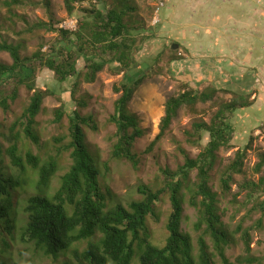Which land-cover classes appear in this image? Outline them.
Listing matches in <instances>:
<instances>
[{"label": "trees", "instance_id": "16d2710c", "mask_svg": "<svg viewBox=\"0 0 264 264\" xmlns=\"http://www.w3.org/2000/svg\"><path fill=\"white\" fill-rule=\"evenodd\" d=\"M152 1H163L170 4L169 7L173 5L171 0ZM81 2L83 0H64L68 18L73 17L75 5ZM95 2L90 9L79 10L84 18L77 20L75 31H69L58 27V22L52 19L49 0H41L48 12L49 22H39L32 28L56 35L47 53L42 52L40 46L30 57H22L19 45L0 43V52L7 53L11 59L9 65L0 64V108L8 111L9 104L16 100L18 87L24 86L31 92L29 104L21 116L6 128V134L0 132V136L7 143L4 155L8 159V168L16 171V175L7 173L2 166L3 156L0 150V264H8L5 256H9V242L15 241L31 246L36 255L47 259L56 260L70 254L77 264H216L204 236L210 237L215 255L221 264H231L225 256V250L234 243V238L221 222L217 208L218 195L210 185V173L215 167L217 153L232 148L231 142L236 128L231 119L236 113L245 114L248 117V126L251 127L256 119L243 110L253 107L259 96L264 103V92L261 94L257 88H253V74L248 75L250 68L244 72L245 69L240 66V69L231 72L234 69L229 70L222 62L223 57L220 61L223 66L221 75L211 78L212 73L208 74L213 83L203 90H197L182 82L177 94L166 100L158 133L148 150L166 135L179 111L199 115L198 105L209 103L217 109L209 121L196 120L191 124L190 130L185 132L187 143L200 148L199 153L195 158H190L178 144L177 150L183 162L174 171L168 168L159 170V188L151 190L138 186L140 200L132 201L127 206L120 203L108 205L114 196L109 191L104 192L99 184L100 177L108 171L107 163H103L102 172L85 144L84 129L96 132L97 125L91 116L80 114L79 109L85 108L86 103L73 99L74 90L80 79L87 84L94 83L96 76L105 68L112 76L122 75V80L112 86V91L118 98L114 102L113 114L108 119L116 128L111 159L126 161L136 170L138 157L133 152V147L136 140L142 137L143 131L137 117L129 112L128 106L136 91L149 77L146 69H138L136 56L143 43L151 39L153 34L138 22L127 20L137 9L132 5L133 0ZM16 4H19V0L6 1L7 7ZM261 13L264 16V10ZM240 44V48L244 49L245 43L242 41ZM179 48H182L179 42H174L167 49L171 54L168 64L184 61V57L177 55ZM160 53L163 55V49ZM190 58L196 61L192 54ZM78 61L83 62L84 72L77 69ZM203 64L205 65L204 61ZM210 67L212 72L213 64ZM41 70L51 72L58 85L75 78L70 92L75 109L67 114L60 96H57L56 99L61 105L53 112L55 124L60 123L64 116L67 118L70 140L63 150L69 151L71 160L53 193H50V187L52 179L60 169L61 150L45 158L33 155L30 151L21 155L19 150L21 133L31 144L42 147L34 130L36 117L40 113L43 100L54 96V92L37 88L36 76ZM223 82L228 85L227 88H221ZM218 94L228 95L229 98L216 101ZM258 121L259 125L252 132L258 131L259 135H249L245 147L237 149L233 161L220 175L219 182L223 193L230 191L234 175L243 174L246 151L251 148L253 141L257 137L264 139V121ZM205 138L206 142L203 144ZM263 167L264 152H260L253 171L258 174ZM193 171L195 181L190 182ZM28 172L35 175L34 181L31 182V178L26 177ZM28 185L33 186L31 195L27 194L22 200L14 196L23 186ZM240 189L247 191L246 198L249 200L255 198L254 207L261 214L257 223V227H260L264 219V177H259L257 182H244ZM183 190L190 194L189 205L198 212L196 229H202L196 242V257L193 255L191 237L181 229ZM164 194H167L170 204L165 225L167 237L162 246H156L150 241L147 220H158L157 206ZM19 207H22L25 215L23 224H20L16 215ZM249 232V229L241 230L240 227L235 231L241 233L240 239L247 254L250 252ZM96 235L100 237L98 241H93ZM82 242L85 247L79 251L78 246ZM25 264L30 262L26 261ZM235 264L263 263L257 258L238 257Z\"/></svg>", "mask_w": 264, "mask_h": 264}, {"label": "rangeland", "instance_id": "374dc122", "mask_svg": "<svg viewBox=\"0 0 264 264\" xmlns=\"http://www.w3.org/2000/svg\"><path fill=\"white\" fill-rule=\"evenodd\" d=\"M6 1L0 0V43H7L13 45H19L21 47L20 55L22 57H30L36 52L40 46H42V52L47 53L50 45L55 41L56 35L48 33L44 30L33 29L32 26L39 23H48V12L43 7L41 0H19V4L7 7ZM173 3L172 11H168L169 5L163 1L152 0H133L132 5L135 6L136 12L130 14L127 20L131 22H138L143 26L145 30H149L153 37L146 40L141 51L136 56V63L138 69L149 72V77L145 83L136 91L131 100L128 109L129 112L135 115L138 119L139 127L143 131L141 138L137 139L134 143L133 152L138 157V166L136 170H133L131 165L126 161H119L111 159L112 144L115 139L114 134L116 128L113 124L108 122L109 117L113 114L114 102L118 98V95L112 91L113 84L119 83L122 79V75L112 76L106 68L96 76V80L92 84H87L80 79L78 86L74 90L73 99L78 101H84L86 107L79 109L82 116H91L97 125V131L91 132L87 128L84 129L85 144L88 152L94 157L98 165L103 172V163H107L108 171L99 179V184L102 190L109 191L114 197L108 202V205L113 206L114 203H120L127 206L132 201H138L141 196L137 193L138 186H145L151 190H156L161 186V177L159 174L160 169L168 168L172 171L182 164L183 159L181 154L177 150V146L185 151L190 158H195L200 151V148L187 143L185 132L189 131L191 124L196 120H203L208 122L211 115L217 110L216 107L211 105H198L200 110L199 115H191L184 110L179 111L178 116L172 122L169 131L166 135L155 144L150 150H148L150 143L153 141L158 133V125L160 119L164 113V104L166 100L175 94H177L178 88L182 82L187 83L190 87L197 90H203L206 86L213 83L212 79L208 77V73H211V62L208 65L206 55H203L200 59L192 60L190 54L195 57L193 51L194 48L186 46L182 43L183 38L195 39L196 41L204 39L203 34L206 29L202 26L204 22H210V33L206 41L218 39L220 37L219 50L228 46V42L225 35L229 33L230 39L234 38V35L240 36V32H244L247 35H252L256 29L248 25L246 29L245 24L242 26L237 24L231 26L227 21V17H234L236 20L244 18L245 14L250 13L252 19L256 17V14L261 13L264 10V0H248L245 6H236L231 1H220V4L216 5V8H211L208 4V0H171ZM222 2V3H221ZM96 3L95 0H83V2L75 5V12L73 17L68 18L64 8V0H49L50 14L52 19L58 22V27L64 24V22L74 21L75 29L78 19L84 18L79 12L81 9H90L91 5ZM159 4H163V7L158 8ZM258 4V5H257ZM172 6V5H171ZM202 9L201 7H205ZM99 8L101 6L98 5ZM194 8V9H193ZM262 9V11L260 10ZM199 14L196 17V21L192 20L191 13L195 11ZM212 14H209L210 12ZM230 12V14L228 13ZM256 13V14H255ZM219 15L215 20H211L212 16ZM230 15V16H228ZM261 16V15H260ZM257 18V26L260 28L264 24V16ZM185 18V20H184ZM248 18V17H247ZM191 19L190 23L187 21ZM248 22V21H247ZM201 23V25H200ZM216 27H215V25ZM192 25L191 27H189ZM234 27V28H233ZM195 28V29H194ZM240 28V29H239ZM257 28V29H258ZM196 30L198 34L194 38L193 31ZM75 31V30H74ZM185 31L187 34H185ZM209 31V30H208ZM230 31L233 33H230ZM199 33L200 36H199ZM239 34V35H238ZM242 35V34H241ZM149 36V35H148ZM251 42L247 43V46L242 49L247 53L248 50L258 51L261 54V59L264 60V44L256 46V42L252 43L253 37L248 38ZM195 40H193L195 42ZM235 40H231L232 43ZM174 42H179L182 48L177 49V55L184 57V61L177 64H168V58L171 54L167 52V49ZM203 45L205 41H203ZM224 44V45H223ZM237 44H240L237 41ZM198 45V42L195 43ZM206 47V46H205ZM240 47L241 44H240ZM164 53L161 55V50ZM166 49V50H164ZM185 49L187 52H185ZM236 50V49H235ZM190 53V54H189ZM233 53L239 55L237 51L232 52L228 50H222L216 53L217 56H225ZM205 62V65L203 64ZM217 62L218 58H217ZM180 63V64H179ZM0 64H11V59L7 53L0 52ZM218 67L213 66V70ZM219 67L218 69H220ZM250 68L249 76L253 74L256 80L253 82L254 87L257 88L259 93L264 92V80L258 76L257 72H254L251 67L243 66L246 72ZM77 69L80 72H84L83 62L78 61ZM240 72V71H239ZM36 86L37 88H43L54 92V96L47 97L43 100L40 113L36 117L35 132L38 135L41 148L36 147L27 141L20 130L21 138L19 140V150L21 155H24L27 151H30L33 155L45 158L49 155H55L58 150H61L60 154V169L54 176L51 182L50 193H53L59 185L61 176L70 166L71 160L69 157V151L63 150L69 143L68 136V121L64 116L60 123H54V110L58 108L61 103L56 99L60 96L67 114L75 109V105L71 99L72 85L75 83V78L69 79L65 84L58 85L51 72L41 70L37 74ZM215 78V77H214ZM219 82V81H216ZM221 82V81H220ZM224 83V82H223ZM227 84L221 85V88H227ZM61 87V88H60ZM253 87V88H254ZM31 92H28L24 86L17 88L16 100L9 104L8 111H3L0 108V125L1 133L6 134V128L17 120L24 109L29 104ZM228 95L218 94L217 100L228 99ZM244 113L248 112L250 116L255 119H262L264 121V103L261 99L251 107L250 109L243 110ZM248 117L242 113H236L231 121L236 128L232 137V148L228 150H220L217 153V161L215 167L210 173V185L218 195V213L221 217L225 229L230 232L234 238L232 243L225 250V256L229 263L235 264V260L238 257H252L257 258L264 264V219L261 221L260 227H257V223L261 218V214L255 209V198H246L247 191L241 190V185L244 182L252 181L257 182L259 177H264V167L261 172L256 174L253 171L255 164L258 161V154L264 152V139L257 137L251 145V148L246 151V156L243 161V174L234 175L233 181L230 184V191L223 193L220 188V175L225 168L233 161L235 152L237 149H243L247 144L249 135L252 133L254 137L259 135L258 131L252 132L259 125L255 121L251 127L248 126ZM3 127V128H2ZM206 142V138L203 144ZM7 147V143L0 136V150L3 156L2 166L7 170L9 175H16L14 171L9 167L8 159L4 155V150ZM31 178V182L36 179L35 175L28 172L27 176ZM195 181V172L190 174V182ZM33 192V186H23L18 193L14 196L22 200L26 198V195H31ZM183 218L181 223V229L183 233L188 234L192 240L193 255L197 256V239L202 234V229H196V223L199 220L198 212L196 209L189 205L190 194L183 190ZM262 198L260 197V200ZM21 203L23 201H20ZM170 212V204L167 194L161 196V201L157 206L158 220H147V228L150 232V241L156 246H162L167 233L165 225L168 214ZM17 219L20 224L25 221V215L22 212V207L17 209ZM240 227L241 230L249 229L250 235V252L247 254L244 250V245L240 239L241 233H235L236 229ZM99 235H96L93 241H98ZM206 244L209 247V251L214 255V261L216 264H221L218 257L213 250L212 241L209 236H204ZM85 243L82 242L78 246L79 251L83 250ZM9 256H5L8 264H25L29 261L30 264H77L75 259L68 254L66 257H59L56 260L47 259L40 255H36L33 248L28 245H23L19 241L9 242V248L7 249Z\"/></svg>", "mask_w": 264, "mask_h": 264}, {"label": "crops", "instance_id": "0c3cea01", "mask_svg": "<svg viewBox=\"0 0 264 264\" xmlns=\"http://www.w3.org/2000/svg\"><path fill=\"white\" fill-rule=\"evenodd\" d=\"M220 1L223 2L224 0H208V4L211 5V8H216L217 7L216 5L220 4ZM226 1H231L230 5H231V3H235L236 6H239V5H242V4H243L242 6H245V4H247V2H248V0H226ZM196 2L199 3V1H197V0H196ZM172 7H173V5L170 6L169 9H168V11H170V13L172 11ZM201 8L202 9H206V6L205 7H201ZM212 13L213 12L211 11L209 14H212ZM228 13L230 14V12H228ZM199 15H202V14H199V12L197 13L196 10H195V11H193V13H191V17L190 18L192 20L196 21V17L199 16ZM262 15L263 14H256L255 15L256 17H254L252 19L251 17H253V15L251 16L250 13H247V15L245 14L244 18L240 19V16H239V19H237V20L233 16L231 17L230 15H228L230 17H227V21H228V23L231 24V26H235L237 24V22H238L239 26H242L243 24L246 23L245 24L246 29H248V25H249V26H251L252 28H254L256 30L253 31L252 32L253 34L250 35V36L243 35V34H247V33L240 32L239 33L240 36L234 35L233 36L234 38H231V39H230V36H229L230 34L227 33V35H225L226 39L223 40V41L228 42L230 44H228V46L225 45V48H221V50H222V52H224V50L225 51L226 50H228V51L230 50L232 52L237 51V53H239L238 56L235 55L234 53H233V55L229 54V55L223 56L224 59L222 60V62L227 67L230 68L229 70L234 69V70H231V72L235 71V69H237V68L240 69V66H247V67H251L252 70H254V72H257L258 73L257 75L260 76L261 79L264 80V60L260 58L261 54L258 51H254V50H248L247 53H245V52L242 51L240 46H237V41H239L240 43L243 41L245 43V46H247V43L251 42L248 39L249 37H253L254 38V40L252 41L253 45L256 42H259V43H256V46L263 44L262 42L264 41V24L260 28H258L259 26H257V18L259 16L262 18ZM218 16L219 15H217V17ZM217 17H216V15H214V16H212L211 20L212 19L215 20V18H217ZM191 19H189L187 21V23H190ZM184 20H185V18H184ZM200 25H201V23H200ZM191 26L192 25H190L189 27H191ZM202 26L206 29V32L202 33L204 39L202 38V39L196 41L195 39H192V38H190L189 40L187 38H183V40H180V41H183L182 43L187 44L186 46H188L190 48L191 47L194 48L195 51H193V52L195 53V58L196 59H200L202 61L203 59L201 57L203 55H206V56L209 57V58H207L208 64H210V62H211L214 67H218V68L219 67H223V66L220 65V61L222 59L221 56H217L216 55V53H219L221 51V50H219V47H221V45H219V41L221 40L220 37L218 36V39L206 41L205 39H207L208 36L211 35V33H210L211 23L209 21L208 22H204V24H202ZM215 27H216V25H215ZM235 29H237L236 26L234 28V31H235ZM193 33H194V38H195L198 34L196 33V30H194ZM230 33H233V31L232 32L230 31ZM185 34H187L186 31H185ZM200 34L201 33H199V36H200ZM232 39L235 40L234 41L235 43L231 42ZM193 40H195V42ZM203 41H205L206 45H203L204 44ZM196 42H198L197 46L195 45ZM217 58H218L219 63L217 62ZM218 68L216 70H214L213 72H211L212 73L211 74L212 75L211 78H214L218 74L221 75V73H222L221 71L222 70H221V68L220 69H218ZM208 74H210V73H208ZM253 78H254V81H255L256 80L255 76H253ZM253 87H254V85H253ZM258 99H260V96L258 97ZM257 120L258 119H256V121Z\"/></svg>", "mask_w": 264, "mask_h": 264}, {"label": "built area", "instance_id": "2783aa9c", "mask_svg": "<svg viewBox=\"0 0 264 264\" xmlns=\"http://www.w3.org/2000/svg\"><path fill=\"white\" fill-rule=\"evenodd\" d=\"M161 7H163V4H159V6L157 7V10H156V14H157L158 8H161ZM60 28L66 29L69 31H74L75 30V22L74 21L64 22V24L60 25Z\"/></svg>", "mask_w": 264, "mask_h": 264}]
</instances>
